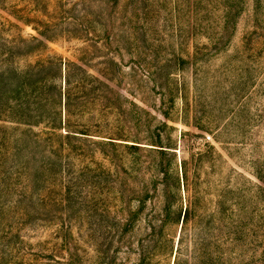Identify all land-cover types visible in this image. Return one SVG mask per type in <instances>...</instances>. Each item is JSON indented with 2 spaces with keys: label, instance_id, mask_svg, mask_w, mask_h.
Wrapping results in <instances>:
<instances>
[{
  "label": "rangeland",
  "instance_id": "1",
  "mask_svg": "<svg viewBox=\"0 0 264 264\" xmlns=\"http://www.w3.org/2000/svg\"><path fill=\"white\" fill-rule=\"evenodd\" d=\"M43 23L58 26L51 54L78 63L127 99L126 112L105 118V103L97 102L94 122L106 134L145 144L158 128L168 148L162 160L171 163L172 185H181L169 200L182 217L166 231L174 254L158 249L148 264H173L180 248L186 264H264V0H120L116 6L0 0L1 41L41 38L36 29L43 31ZM41 54L17 64L27 69ZM179 56L188 62L184 68L177 67ZM171 82L184 93L172 92ZM27 129L44 137L48 125ZM143 155L144 164L154 159ZM94 158L87 161L91 170L113 168L101 152ZM85 163H76L80 180L70 202L60 183L52 184L46 205L33 208L0 190V264H137L139 246L166 204L161 185L135 229L120 230L130 197L139 195L133 190L157 173L132 171L101 189L92 178L99 173H88ZM124 182L132 189L122 194Z\"/></svg>",
  "mask_w": 264,
  "mask_h": 264
},
{
  "label": "trees",
  "instance_id": "2",
  "mask_svg": "<svg viewBox=\"0 0 264 264\" xmlns=\"http://www.w3.org/2000/svg\"><path fill=\"white\" fill-rule=\"evenodd\" d=\"M119 1L111 0L115 6ZM43 24V31L36 29L41 38L28 40L20 36L5 41L0 38V181L3 183L1 194L3 189L5 196L17 195V204L26 203L28 207L33 208L37 204L46 205V196L51 194L52 184L60 183L66 192V199L70 202L76 194L77 182L80 180L76 170L78 161L86 162L84 167L86 166L88 173H99L92 178H98L101 189L109 188L110 184L116 186L118 181L123 180V174L130 177L132 171L139 173L151 170L157 175H154L151 181L142 179L139 192L133 190V193L139 195L130 197L127 204L128 219L120 232L128 235L135 229L136 221L144 213L147 201L152 198L151 195H157L162 186L166 204L161 211L159 222H151L147 242L139 246L140 259L137 264H148L158 249L174 254L175 247L166 231L173 223L180 224L182 214H177L174 203L169 198H173L175 186L179 189L181 185L175 183L173 186L169 179L171 163L167 164L162 160L168 149L162 146V135L156 130L158 128L150 129L145 141L151 144H145L140 139L126 140L106 134L102 125L94 122L93 109L97 107V102L105 103V109L102 110L105 118L109 111L120 115L126 112L123 101L127 99L78 63L51 54L48 43L60 36L55 34L58 26ZM35 51L43 53L35 64H30L27 69L18 66L19 58ZM176 62L180 68H184L188 63L181 56L176 57ZM172 84L173 82L172 92L184 93L180 84L179 88L177 84ZM132 105L137 107L134 102ZM87 117H90V120H87ZM38 121H44L48 125V132L44 137H37L27 129ZM165 126L167 127V124ZM97 152L107 157L113 168L105 169L95 160L94 163L99 167L95 171L91 170L92 164L87 161L95 159ZM143 154H149L154 159L144 164ZM127 156L133 161L131 166L125 162ZM82 172L84 173H80ZM183 174L186 186L187 172ZM105 178L107 180H104ZM178 180L180 181L179 178ZM130 189V184L124 182L120 193ZM135 201L138 204L133 207ZM191 208L189 206L186 209L184 223L188 222L191 216ZM151 243L155 245L154 250L149 246ZM180 251L181 248L177 250L173 264H186Z\"/></svg>",
  "mask_w": 264,
  "mask_h": 264
}]
</instances>
